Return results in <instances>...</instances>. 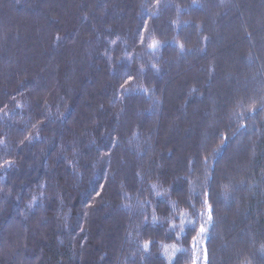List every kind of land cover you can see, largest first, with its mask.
<instances>
[{
    "label": "trees",
    "instance_id": "1",
    "mask_svg": "<svg viewBox=\"0 0 264 264\" xmlns=\"http://www.w3.org/2000/svg\"><path fill=\"white\" fill-rule=\"evenodd\" d=\"M208 206L264 264V0H0V264H189Z\"/></svg>",
    "mask_w": 264,
    "mask_h": 264
},
{
    "label": "rangeland",
    "instance_id": "2",
    "mask_svg": "<svg viewBox=\"0 0 264 264\" xmlns=\"http://www.w3.org/2000/svg\"><path fill=\"white\" fill-rule=\"evenodd\" d=\"M144 113V112H143ZM182 122V121H181ZM174 147H173V154L176 156H181V153L179 151V146L176 143H173ZM122 196V193H121ZM125 197V202L123 201L121 203L122 208H124V210L127 212L128 211V207L132 206L131 205V200L129 199V197L127 198V196H123V198ZM201 224L199 226L198 229V234L197 236L194 237V239L192 240V255H191V261L189 264H193V260H195L196 264H207V251H206V246H205V233L207 228L210 225V220L208 218V212L204 211L203 213H201ZM201 226L204 227L205 231L204 233L200 232V228ZM123 238V236L121 237ZM127 239V237H126Z\"/></svg>",
    "mask_w": 264,
    "mask_h": 264
},
{
    "label": "snow or ice",
    "instance_id": "3",
    "mask_svg": "<svg viewBox=\"0 0 264 264\" xmlns=\"http://www.w3.org/2000/svg\"><path fill=\"white\" fill-rule=\"evenodd\" d=\"M155 45H156V42L154 41L153 44L150 45V46H151V47H155ZM205 204L207 205V200H205ZM208 218H209V220H211L210 206H208ZM154 219H155V218H154ZM204 231H205L204 227L201 226V228H200V232H201V233H204ZM149 243H150L149 241H146V242H145V244H144L145 249H147ZM165 248H167L166 245H165ZM193 264H196L195 260H193Z\"/></svg>",
    "mask_w": 264,
    "mask_h": 264
},
{
    "label": "bare ground",
    "instance_id": "4",
    "mask_svg": "<svg viewBox=\"0 0 264 264\" xmlns=\"http://www.w3.org/2000/svg\"><path fill=\"white\" fill-rule=\"evenodd\" d=\"M149 70H151V69H149ZM160 73H161V71H160ZM157 77L160 78L159 75H158ZM159 78H158V79H159ZM130 80H131V79H130ZM200 224H201V223H200ZM200 224H199V226H200ZM199 226H198V229H199ZM209 227H210V225H209ZM209 227L207 228L206 233H205V246H206L207 235H208V233H209ZM198 229H197V233H196L195 236H197V234H198ZM193 239H194V238H193Z\"/></svg>",
    "mask_w": 264,
    "mask_h": 264
}]
</instances>
